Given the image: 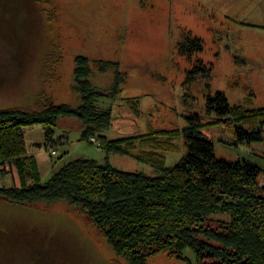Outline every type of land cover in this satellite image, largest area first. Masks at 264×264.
Wrapping results in <instances>:
<instances>
[{
	"label": "rangeland",
	"instance_id": "374dc122",
	"mask_svg": "<svg viewBox=\"0 0 264 264\" xmlns=\"http://www.w3.org/2000/svg\"><path fill=\"white\" fill-rule=\"evenodd\" d=\"M189 39L201 50L181 52ZM78 56L87 60L90 86L106 95L95 105L112 114L111 126L97 134L125 154L107 155L82 140L73 118L58 119L51 144L45 126H25L23 154L13 160L26 177L35 164V182L44 184L82 158L153 177L148 161L178 163L186 153L182 131L192 123L217 160L259 167L264 187V0H0V111L77 107ZM216 93L235 116L216 119L207 106ZM232 125L260 126L263 141L234 145ZM2 148L0 190L12 187L11 162L2 160L13 154ZM184 256L190 261L156 255L146 264H200L190 251ZM0 264L126 262L67 203L19 205L0 196Z\"/></svg>",
	"mask_w": 264,
	"mask_h": 264
},
{
	"label": "trees",
	"instance_id": "16d2710c",
	"mask_svg": "<svg viewBox=\"0 0 264 264\" xmlns=\"http://www.w3.org/2000/svg\"><path fill=\"white\" fill-rule=\"evenodd\" d=\"M199 43L186 40L181 52L200 51ZM89 76L87 60L76 57L75 108L50 104L39 111H0V148L13 154L2 160L11 162L12 187L0 190L1 199L19 205L67 203L126 264H146L156 255L190 261L185 251L200 264H264V187L257 183L263 172L248 161L217 160L213 143L203 138L197 124L182 131L186 153L178 163L166 167L162 160L148 161L153 177L84 158L67 162L44 184L35 182V164L30 166L31 177L25 176L22 165L13 160L25 148L22 127L45 126V140L51 144V128L60 118L75 119L82 127L81 139L107 155L125 154L118 144L97 134L113 119L110 110L95 105L106 95L90 86ZM207 106L217 120L235 116L236 109L220 93L208 98ZM227 136L234 145L263 141L260 126L245 130L232 125Z\"/></svg>",
	"mask_w": 264,
	"mask_h": 264
},
{
	"label": "built area",
	"instance_id": "2783aa9c",
	"mask_svg": "<svg viewBox=\"0 0 264 264\" xmlns=\"http://www.w3.org/2000/svg\"><path fill=\"white\" fill-rule=\"evenodd\" d=\"M92 142H95L94 139L91 140Z\"/></svg>",
	"mask_w": 264,
	"mask_h": 264
}]
</instances>
